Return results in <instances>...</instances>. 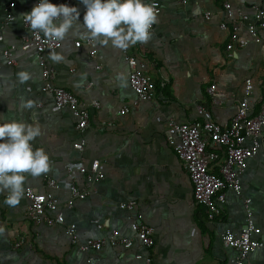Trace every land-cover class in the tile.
<instances>
[{
	"label": "crops",
	"instance_id": "1",
	"mask_svg": "<svg viewBox=\"0 0 264 264\" xmlns=\"http://www.w3.org/2000/svg\"><path fill=\"white\" fill-rule=\"evenodd\" d=\"M35 1L0 0V121H39L42 134L34 144L50 157L47 174L68 179V169L72 176L77 175L78 162L98 159L105 177L72 210L61 208L65 221L54 225L29 219L24 196L17 206L9 207L4 203L6 194H0V264H146L136 260L135 253L150 257L149 264H222L236 256L222 244V233L227 229L238 233L248 219L257 229L253 238L263 246L253 249L244 264H264V143L242 174L241 193L227 190L220 214L210 218L208 211L194 202L188 175L165 139L170 118L202 123L198 106L210 113L211 121L227 126L243 98L247 78L252 79L253 88L249 113L259 111L264 97V29L256 37L242 30L228 54L229 34L218 27L224 18L220 0H187L185 4L156 0L161 12L147 43L127 50L95 44V57L89 55L87 46L75 47L76 40L86 37L82 27L74 29L60 41L59 48L46 52L45 58L54 69V83L89 108V124L81 132L68 111H55L51 96L41 92V68L34 49L20 47L21 37L29 34L20 16L31 11ZM253 4L264 6V0H233L234 7L242 11L251 12ZM82 5L81 0H70V6L79 10ZM206 12H210L209 18H205ZM8 13L14 19L3 25ZM79 23L83 25L80 19ZM10 46H14L12 63L2 53ZM53 51L62 54L64 61L53 63L49 59ZM129 55L147 65L152 80L148 101L133 102L136 97L128 85ZM21 70L31 74L25 84L17 78ZM210 85H215L214 94L208 91ZM26 99L35 102L33 109L21 108ZM93 101L100 107H92ZM123 105L129 106V112L119 114ZM81 139L85 144L77 152L72 144ZM43 176H27L24 188L31 185L44 191ZM76 179L83 180L80 176ZM128 200L137 202L133 212L118 209V202ZM136 211L154 228L151 248L143 247L129 227L128 216L134 218ZM67 225L75 227L78 242L85 237H106L118 228L133 240V246L108 245L97 252H82L65 234ZM89 255L93 263L87 262Z\"/></svg>",
	"mask_w": 264,
	"mask_h": 264
},
{
	"label": "built area",
	"instance_id": "2",
	"mask_svg": "<svg viewBox=\"0 0 264 264\" xmlns=\"http://www.w3.org/2000/svg\"><path fill=\"white\" fill-rule=\"evenodd\" d=\"M177 1L182 4L187 2V0ZM220 1L224 18L219 22L218 27L229 34L226 50L228 54H231L242 30L249 36L256 37L258 31L264 29V6L253 4L250 6L251 12H248L235 8L233 0ZM38 2L39 0H36L34 5ZM154 2L160 14V4L156 0ZM61 3L70 5V0H64ZM85 11V6L82 5L79 18L82 21ZM209 16L210 12H206L205 18H209ZM13 19V15L8 13L3 25L9 24ZM21 20L24 28L29 30V34H24L21 37L20 47L34 49L37 64L41 68V92L51 96L55 111L67 110L76 123L75 128L78 131H84L90 120L89 108L84 106L73 93L54 83V69L47 64L45 58L46 52L60 47V41L49 40L42 33L33 32L23 19ZM74 45L77 48L87 46L89 55L95 57L96 49L92 41L85 38L83 41L76 40ZM12 48L14 46L2 51L8 63L13 62L10 58ZM127 63L130 68L128 85L136 97L133 101L134 104L138 101L150 100L152 98V80L146 72L147 65L132 55L127 56ZM208 91L214 94L215 85H210ZM252 94V79L247 78L244 81L243 98L230 123L225 127L211 121L210 113L202 106H198V111L204 119L202 123L178 122L173 118L168 120L166 142L175 150L182 162L191 182L194 202L204 207L210 218L220 214V204L225 202L227 190H232L237 195L241 193L242 174L249 159L256 155L264 143V97L261 100L259 111L251 115L249 108ZM38 106H41V102L38 103ZM91 106L99 108L100 103L93 101ZM127 112H129L127 105H123L118 110L119 114ZM84 144V140L81 139L72 144V149L81 152ZM214 166H217L216 172L213 171ZM75 168L76 176L82 177L83 180L78 181L68 169L66 174L68 179L44 174V191H39L31 185L25 186L24 197L28 201L25 213L29 219L35 223L47 225L64 223L65 217L60 212L61 208L65 206L72 210L78 202L89 197L94 192L96 184L105 177L98 159H93L90 162H78ZM117 207L131 213L136 209L137 202L134 200L121 201L118 202ZM128 219L129 227L135 232L141 245L151 248L155 241L154 228L147 223L143 214L136 211L134 218L128 216ZM256 230L252 219H248L238 233L230 229L225 230L222 233L221 242L225 247L234 250L236 256L234 260L222 264H244L253 249L262 247L263 242L253 238ZM64 231L71 242L82 252H97L108 245L121 246L125 249L133 246V240L122 235L118 228L111 229L110 234L106 237H85L81 242L77 240L73 225H67ZM20 243L21 241L16 243V246ZM135 259L143 260L146 264L151 261L150 257H145L141 253H135ZM87 262H94L92 255L88 256Z\"/></svg>",
	"mask_w": 264,
	"mask_h": 264
},
{
	"label": "clouds",
	"instance_id": "3",
	"mask_svg": "<svg viewBox=\"0 0 264 264\" xmlns=\"http://www.w3.org/2000/svg\"><path fill=\"white\" fill-rule=\"evenodd\" d=\"M81 3L86 9L83 25L79 23L78 7L54 4L51 0H39L20 17L33 32L42 33L49 40L63 41L71 31L81 27L86 39L94 44H111L119 50L147 43L152 38L151 29L159 15L154 0H81ZM49 59L60 63L65 58L53 51ZM17 78L20 84H25L31 74L21 70ZM34 107L33 100L21 102L22 109ZM41 134L39 121L16 118L0 121V194H6L4 203L9 207L17 206L23 198L27 176L38 177L50 170L48 153L34 144Z\"/></svg>",
	"mask_w": 264,
	"mask_h": 264
},
{
	"label": "trees",
	"instance_id": "4",
	"mask_svg": "<svg viewBox=\"0 0 264 264\" xmlns=\"http://www.w3.org/2000/svg\"><path fill=\"white\" fill-rule=\"evenodd\" d=\"M210 149V148H209Z\"/></svg>",
	"mask_w": 264,
	"mask_h": 264
}]
</instances>
